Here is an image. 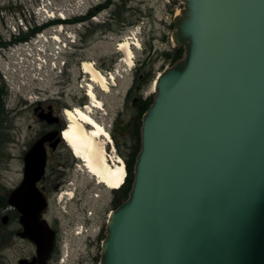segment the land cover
<instances>
[{
    "label": "water",
    "instance_id": "95a60500",
    "mask_svg": "<svg viewBox=\"0 0 264 264\" xmlns=\"http://www.w3.org/2000/svg\"><path fill=\"white\" fill-rule=\"evenodd\" d=\"M178 1L172 40L184 57L155 81L99 264H264V0ZM47 140L27 151L7 195L17 236L36 247L18 264H48L56 247L39 187Z\"/></svg>",
    "mask_w": 264,
    "mask_h": 264
},
{
    "label": "rangeland",
    "instance_id": "374dc122",
    "mask_svg": "<svg viewBox=\"0 0 264 264\" xmlns=\"http://www.w3.org/2000/svg\"><path fill=\"white\" fill-rule=\"evenodd\" d=\"M44 4L49 10L63 12L72 19L75 18L72 15L87 14L92 6L108 5L102 8L103 12L95 19L91 18L86 22L87 26L94 22L91 36H99L103 28L95 25L108 19L113 12L116 13V21L112 24L114 33L109 35L112 40L93 39L85 56L77 60L79 64L75 63L73 54L69 57L72 83L62 99L63 103L70 105L67 109L88 104V97L85 95L87 81H84L85 74L80 68L81 63L93 61L99 70L108 74L118 71L117 84L109 93L99 88L96 90L98 97L104 102V110L100 112L94 109V116L108 130L116 112L125 102L127 91L136 82L137 73L141 71L150 73L147 81L139 82L147 83L144 89V96L147 97L152 95V87L159 74L172 65L165 57V53L178 47L172 40L174 17L183 8V4L178 0H113V2L111 0H0V47L8 45L9 40L15 41L12 35L14 32L20 34L22 38L28 37L20 30V24H25L29 30H31L30 25L35 27L34 25L44 24L42 17L38 16L34 19L33 14L37 6L44 7ZM22 16H26V19L21 20ZM81 19L76 17L74 20ZM25 26H23L24 32ZM70 29L74 30L75 27ZM43 32L45 35L53 33L51 29H45ZM20 37L16 40H20ZM129 37L132 42L136 41L134 38H138L141 44V50L134 48L133 68L123 62V53L117 50L118 42ZM17 60L18 58L10 52L0 51L2 66H8L10 70L16 69L19 73L25 74L23 78H17L12 83L13 93L7 100L9 142L0 151V245H2L0 255L4 264H18L19 260L31 259L36 254L33 243L17 236V232L21 229L18 222L19 213L7 206L4 199H7L10 191L23 179L24 156L32 146L35 131L39 126L34 114L35 103L48 99L49 93L60 91L59 87H54V81L49 79L44 71L36 73L37 79H33L30 66L25 69V66L21 65L19 68L15 63ZM80 78L82 79L78 82ZM111 145L108 144V155L112 160H116L119 157L115 151H111ZM65 147L69 151L71 160H77L82 167L66 142ZM79 166V170L71 173L73 183L61 189H54L47 182L39 184L49 200V209L45 218L53 229H59L57 248L49 264H99L109 215L123 201L114 191L97 184L95 179ZM66 192H73V199L69 196L61 198ZM5 215L10 217L6 225L2 222V217ZM77 232L83 234L78 235Z\"/></svg>",
    "mask_w": 264,
    "mask_h": 264
},
{
    "label": "flooded vegetation",
    "instance_id": "af4514ba",
    "mask_svg": "<svg viewBox=\"0 0 264 264\" xmlns=\"http://www.w3.org/2000/svg\"><path fill=\"white\" fill-rule=\"evenodd\" d=\"M111 1L113 2V0ZM104 6L97 5L96 7H93L87 15L82 17L81 20H74L76 18L66 21L61 19L51 20L47 25L37 29L36 33L45 29H51L53 32L51 33L52 36L55 32L61 29L62 32L58 35L60 40L69 38L71 41H75V44L73 45V57L75 58V63L79 64L77 60L85 56V52L91 46L93 39L107 38L112 40L111 37L109 38V35L114 33L112 24L116 21L115 12H113L108 19L102 21L101 24L95 25L103 28V32L99 36H91V29L94 26V22L88 26L86 24L88 20L91 18L94 19L98 14H101ZM56 12L59 14L58 11ZM70 27H75L74 34L69 32ZM137 75L138 77L136 82H134V84L127 91L123 106L116 112L112 120V124L110 125V129H107L112 139L111 151H115L116 155L125 161L129 171L131 169L134 171L138 154H136V149L138 146H141V126L143 116L153 101V95H148L147 97L144 96V89L147 83H139L142 80L147 81V79H149V75L147 76L146 73L139 72ZM81 79L82 78H80L78 82H80ZM85 80L86 76H84V81ZM71 83L72 75L69 72L68 65L66 69L60 70L59 74L54 77V87H59L60 91L54 94L49 93L48 99L37 101L34 105V114L36 115V122L39 126L35 131L32 145L36 144L44 137L48 138L45 143L47 150L46 174L41 183L47 182L57 190L67 186V184L73 183L71 181V173L79 170L78 166L80 165L77 163V160H71L69 151L65 147V142L62 138V133L68 126L65 109L70 107L69 104L63 103L62 99L65 97L66 89L71 85ZM152 93L153 92L151 91V94ZM146 106L147 108L144 110ZM129 184L130 182L128 181L127 187ZM126 188L122 191V200H124L123 194L125 193ZM55 230L57 232L58 240L59 229L56 228ZM57 240L54 253L58 244Z\"/></svg>",
    "mask_w": 264,
    "mask_h": 264
},
{
    "label": "bare ground",
    "instance_id": "6f19581e",
    "mask_svg": "<svg viewBox=\"0 0 264 264\" xmlns=\"http://www.w3.org/2000/svg\"><path fill=\"white\" fill-rule=\"evenodd\" d=\"M179 14L180 11L176 15ZM131 40L129 37L119 41L117 50L123 53V62L133 67L135 64L134 46L140 44V41L136 44ZM134 40L136 39L134 38ZM135 49L138 50V48ZM81 70L86 76V84L89 89L85 95L88 98L91 97L95 104L89 102V106L86 108L76 106L75 108L66 109L65 116L68 120V126L63 131L62 138L71 148L74 156L81 162L82 167L80 169L95 179L97 184L104 185L110 190H119L125 184L127 176L126 163L121 157L113 160V163L110 161L111 158L108 155V144L112 143L110 133L106 126L94 116V109L104 107V102L98 97L96 90L99 88L109 93L112 87L117 84L118 76L114 72L107 76L96 68L93 61L83 62ZM155 87L154 82L153 93ZM89 125L94 127L90 129ZM64 196H69L72 199L73 192H66L61 198Z\"/></svg>",
    "mask_w": 264,
    "mask_h": 264
},
{
    "label": "trees",
    "instance_id": "16d2710c",
    "mask_svg": "<svg viewBox=\"0 0 264 264\" xmlns=\"http://www.w3.org/2000/svg\"><path fill=\"white\" fill-rule=\"evenodd\" d=\"M132 24H134V23H132ZM183 56H184V48H182V47H176L172 51L165 53V57L171 62L172 65L176 61H178L179 59L183 58ZM140 73H143V71H141ZM146 75L150 76V73L147 72ZM8 96H9V93H8L6 84L3 82L1 75H0V151L9 142V137L7 134V129L9 127V115H8L9 111L7 108ZM146 108H147V106L144 108V110ZM139 150H140V147L138 146L136 149V154L138 153ZM133 180H134V171L131 169L130 171L128 170V176L126 179V184L119 191H115L116 195L122 196V191L127 187V182L129 181L130 184L126 188L125 193L123 194L124 198H127L130 190L132 189ZM6 200L7 199H4L5 204L7 206H9L8 200L7 201ZM121 203L118 204L117 208L121 205ZM1 250H2V245H0V253H1ZM0 264H4L2 261L1 255H0Z\"/></svg>",
    "mask_w": 264,
    "mask_h": 264
}]
</instances>
